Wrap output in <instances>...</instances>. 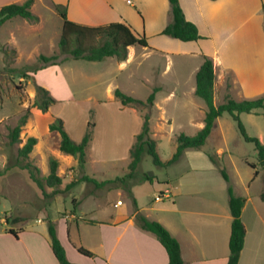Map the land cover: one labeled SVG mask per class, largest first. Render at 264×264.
I'll return each mask as SVG.
<instances>
[{
  "label": "rangeland",
  "instance_id": "374dc122",
  "mask_svg": "<svg viewBox=\"0 0 264 264\" xmlns=\"http://www.w3.org/2000/svg\"><path fill=\"white\" fill-rule=\"evenodd\" d=\"M246 4L235 22L222 24L223 28L226 26L223 31L233 34L232 31L242 33L252 28L254 42L257 37L256 43L261 46L264 40V0H247ZM44 5L34 7L36 21L15 16L0 26V171L3 172L0 176V231L29 225L36 219L43 220V223L35 221L36 225L47 226L46 218L57 226L70 213L93 219L103 215L107 206L115 209L117 200L123 203L119 207L135 209L133 194L137 195L140 203H152L148 193L166 186L163 178H181L199 192L214 196L217 193L226 200L228 186H231L235 194L248 197L260 208L263 206L261 209L264 211V169L259 164L255 144L243 139L236 121L228 113L219 118L203 147L185 149L180 158L171 164L159 166L150 154L144 153L136 175H154L153 181L138 183L134 182L139 181L137 178H131L129 191L124 188L108 189L110 183L107 180L127 172L129 147L135 141L132 132L141 129L136 117V114L141 117V112L134 107L138 110L135 113L133 106L123 105L115 98L114 90L118 88L145 101L157 87L155 95L161 101L173 89L175 96L164 104L171 121L158 120L159 111L153 108L154 102L145 109L150 114V137L156 141L161 161L167 162L176 151L175 136L180 133L193 135L198 130L196 122H190V119L198 116V104H206L200 97L188 93V89L195 83L192 69L202 63V56L175 52L176 48L171 45L166 46L171 49L167 54L135 45L133 61L123 70L117 69L115 58L110 56L96 61L69 58L37 71H27L28 75L11 71L12 68L19 70L26 65L39 64L40 54H58L61 60L67 55L61 52L58 44L62 19L48 0H44ZM256 71L258 73L259 70ZM35 83L46 88L55 99L45 111L32 107L36 98ZM228 90L217 86L214 103L224 102ZM236 97L232 96V99L236 100ZM27 108L30 111L19 132L20 140L9 144L10 128L18 123ZM57 118L62 120L74 141L81 140L86 131H91L86 149L87 161L82 168L75 156L59 149L60 134L49 130V124ZM240 118L246 132L258 137L264 144V114L241 113ZM29 136L36 137L37 142L27 160L38 167V176L45 178L49 173V159H57L56 173L61 178L59 191L46 186L47 194L44 195L26 169L14 166L19 158L18 150ZM208 154L226 169L228 181ZM82 175H88L95 181H80L65 189L66 183ZM171 199L166 202H171ZM140 203L136 205L140 207ZM140 213L145 214L142 210ZM69 223L74 232L75 221Z\"/></svg>",
  "mask_w": 264,
  "mask_h": 264
},
{
  "label": "crops",
  "instance_id": "0c3cea01",
  "mask_svg": "<svg viewBox=\"0 0 264 264\" xmlns=\"http://www.w3.org/2000/svg\"><path fill=\"white\" fill-rule=\"evenodd\" d=\"M24 1L0 0V7ZM48 1L55 13L54 4L64 5L67 18L79 24L96 26L113 21L129 24L134 31L146 37L148 46H142L144 50L167 54L171 49L166 46L171 45L176 48L175 52L202 56V61L204 56L211 57L215 72L214 95L217 86L229 89L228 96H237V101L264 95L263 38L260 46L256 43L257 37L254 42L255 32L252 28L242 33L232 31L235 34H229L223 31L226 26L222 27L226 22H235V18L247 7V0H179L186 18L197 25L201 35V38L192 41H182L162 34L163 28L171 20L169 0ZM39 4L44 7V0H33L30 7L32 13ZM229 7L232 10L229 11ZM135 45L138 44L128 46L125 60L120 61L114 57L118 70H123L133 61ZM200 64L193 67L192 72L196 74ZM169 92L171 94L163 96L161 101L155 95L153 108L159 111L158 120H172L164 105L175 96L173 89ZM188 93L195 94V83L189 87ZM197 107L199 114L192 117L190 122H196L199 130L204 125L207 106L198 104ZM133 111L138 113L134 107ZM136 115L141 126L142 116ZM137 133L138 131H134L132 135L136 136ZM133 143L134 141L130 147ZM129 161L130 155L128 163ZM135 178H139V175H135ZM163 181L166 186L148 193L152 197V203H140V199L132 192L139 212L142 210L146 218L160 222L179 241L185 264H227L232 220L228 199L217 193L214 196L199 192L195 186H188L181 178H163ZM170 198L172 201L166 202ZM262 201L264 202V197ZM138 202L140 207L136 205ZM119 206H123V203L117 200L114 203L115 209L107 206L103 215L93 219L82 214L76 216L74 213L63 217L62 223L55 228L68 260L75 264H169L166 249L156 234L143 229L135 221L136 207L132 209ZM261 208L245 197L241 220L246 234L238 264H264V211ZM35 221L43 223L42 219ZM35 221L29 225L8 227L0 231V264H59L52 251L48 226H38ZM69 221H75L74 232ZM77 221L83 223L82 226ZM9 228L17 230V236L10 233ZM79 246L93 254L81 253Z\"/></svg>",
  "mask_w": 264,
  "mask_h": 264
},
{
  "label": "trees",
  "instance_id": "16d2710c",
  "mask_svg": "<svg viewBox=\"0 0 264 264\" xmlns=\"http://www.w3.org/2000/svg\"><path fill=\"white\" fill-rule=\"evenodd\" d=\"M32 3L33 0H25L22 3H10L1 6L0 26L7 19L15 16H19L30 21H36L38 19L37 16L34 15L30 10ZM169 3L171 20L163 28L162 34L178 38L182 41H192L201 38L197 25L186 18L179 0H169ZM54 8L62 19L61 35L58 44L61 52L67 55L61 60L59 59L58 54H53L50 56L40 54L38 56L39 64L26 65L23 69L19 70L12 68L10 69L11 71H17L22 75H28L27 71H37L40 68L61 63L64 60H68L69 58H82L96 61L112 56L122 61L127 57L128 46L134 44L148 46L146 37L134 31V29L129 24L121 21H113L107 24L96 26L83 25L67 18L66 7L64 5L54 4ZM214 81L215 72L213 59L209 56H204V59L195 74V95L200 97L207 106L204 116V125L193 135H186L184 133L176 135V151L174 152L173 156L164 163L161 161L157 153L155 139L150 137V114L148 111H145L148 106L153 104L155 92L159 88H154L145 101L130 96L118 88L114 90L115 98H117L123 105H131L136 107L141 112L142 125L140 131L135 136L134 143L129 150L130 161L127 166V172L121 177L107 180V182L110 183L108 189L124 188L129 191V179L135 178L144 153L150 154L155 164L164 166L177 161L185 149H199L203 147L216 123L217 118L222 116L223 113H228L233 117L237 123L238 130L245 141L253 142L255 144L259 164L264 169V144L258 137L251 136L246 132V129L240 118L241 113L261 112L264 114V95L255 99H244L240 101L234 100L227 95L224 102L215 104ZM35 88L36 98L33 101L32 107L45 111L55 101V99L43 86L35 83ZM29 111L30 108H27L26 113L19 118L18 123L14 127L10 128L9 144L19 142V132L27 120ZM88 125H90V122H88ZM49 130L57 131L60 134L59 149L66 154L75 156L77 158L78 166L82 168V166H84L87 161L86 149L89 141L91 140V131H86L81 140L74 141L70 137L69 133L65 130L63 122L60 118H57L55 122L49 124ZM36 142L37 139L34 136H29L26 139L25 143L18 150L19 158L14 166H17L21 169H26L30 179L41 189L44 195L47 194L46 186L53 188V191H59L61 178L56 173L58 161L55 157H51L49 159V173L45 178L38 176V167L27 160L29 153L32 151V148ZM208 155L214 164L218 166L225 180L228 181L229 177L226 169L219 165L214 156L211 154ZM252 166L254 165L252 164ZM256 173L257 171L255 174ZM2 174L3 172L0 171V176ZM154 177V175L149 176L145 174L144 176L137 178V180L153 181ZM80 181L93 182L95 179L88 175H82L80 178L73 179L66 183L65 189L72 188ZM262 197H264V195H262ZM244 203L245 197L235 194L231 186H228V204L232 220L228 243L229 255L227 264H238L240 251L242 250L244 244L246 229L241 220V211ZM135 219L143 229L156 234L157 238L166 249L169 258V264H185L181 255L179 241L168 231L165 226L156 220H149L143 216L137 207ZM46 220L48 233L51 239L52 251L59 264H75L68 260L64 246L57 236L54 222L49 218H46ZM8 231L14 236H17V230L9 228ZM78 250L86 255L93 254L91 251L81 246L78 247Z\"/></svg>",
  "mask_w": 264,
  "mask_h": 264
},
{
  "label": "built area",
  "instance_id": "2783aa9c",
  "mask_svg": "<svg viewBox=\"0 0 264 264\" xmlns=\"http://www.w3.org/2000/svg\"><path fill=\"white\" fill-rule=\"evenodd\" d=\"M167 192H168V190L166 189V190H165V193H167ZM158 198H161V195H158Z\"/></svg>",
  "mask_w": 264,
  "mask_h": 264
}]
</instances>
